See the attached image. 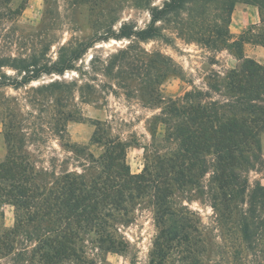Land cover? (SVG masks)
Instances as JSON below:
<instances>
[{"label":"trees","instance_id":"trees-1","mask_svg":"<svg viewBox=\"0 0 264 264\" xmlns=\"http://www.w3.org/2000/svg\"><path fill=\"white\" fill-rule=\"evenodd\" d=\"M212 0H164L161 6L149 9V21L138 27L121 22L116 32L108 37L116 40L147 41L161 38L170 43L157 23L168 14L202 13ZM258 7L260 21L257 25L231 39L230 17L235 3ZM195 6V7H194ZM194 7V8H193ZM222 15L216 22L213 35L205 33L202 24L189 27L185 24L178 31L194 35L198 43L206 46L222 44L235 56L237 66L218 78L209 77L208 87L220 98H212L207 91L200 100L186 90L175 99L161 95L163 55L148 53L141 47L131 52L132 45L118 49L113 54L121 59L116 66L125 76L149 75L134 84L120 82H96L84 71V54L97 39L80 41L75 47L61 46L56 59H43V52L33 48L31 53L20 55L14 62L0 60V88L19 89L39 80L42 76L64 75L75 72L76 82L57 79L37 87L41 90L66 91L68 98L87 104L99 105L107 94L127 98L135 97L144 106H161L174 117L169 127L175 147L162 154H154L141 172L132 173L126 161L128 141L113 135L109 126H99L95 119L84 116L75 103L67 102L63 112L53 111L46 128L38 127L31 135L25 127H19L23 117L5 111L3 135L7 155L0 161V258L10 256V264H64L89 262L88 249L103 253L120 252L127 240L118 232L120 225L129 220L136 204L145 199L152 207L156 223L164 228L175 229V235L185 242L193 241L197 229L190 217L175 207L177 192L188 187L198 188L201 162L206 158L205 170H211L207 184L210 205L220 218L238 217L242 240L247 249L264 242V185L249 184L248 172L264 168V151L261 137L264 134V64L246 56V43L264 46V0H219ZM188 38V36L186 37ZM97 58L91 53L87 67L95 71ZM108 62V59H105ZM11 67L14 75L1 71ZM104 66V75H108ZM179 66L175 72L179 74ZM86 81H83V77ZM219 77V75H218ZM72 87V89H70ZM64 88V90H63ZM4 104L13 99L4 91ZM67 98V99H68ZM12 99V100H11ZM58 97L55 105H59ZM159 116H155L157 119ZM91 122L95 124L92 142L103 147L94 156L85 145L69 140L67 124ZM166 125V122H163ZM104 125V124H103ZM55 136L63 149L71 154L67 158H81L80 171L65 168L60 174L48 172L46 167L31 159L25 146L32 141ZM77 160V159H76ZM65 161V160H64ZM4 204L14 208L11 227L3 224ZM188 212V210H185ZM225 216V217H224ZM91 244L93 247H88ZM94 248V249H92ZM189 253L196 249L191 248Z\"/></svg>","mask_w":264,"mask_h":264},{"label":"rangeland","instance_id":"rangeland-1","mask_svg":"<svg viewBox=\"0 0 264 264\" xmlns=\"http://www.w3.org/2000/svg\"><path fill=\"white\" fill-rule=\"evenodd\" d=\"M163 1L0 0V60L11 63L20 55L29 54L33 48H37L43 52V59L40 61L43 63L48 58L56 59L59 48L63 45L75 47L80 41L94 38L97 39L94 46L84 54L83 70L88 76H95L97 83L103 85L123 80L126 84H134L140 79L152 78L149 75L140 78L127 77L116 67L121 60L118 56L114 58L117 50L130 44L133 53L141 47L148 53L160 52L163 55L165 64L160 87L161 95L165 99L169 97L175 99L186 90H192L196 94L195 100L203 98L204 95L198 92L204 91L212 95L213 99L220 98L208 87L209 77L220 79L226 71L234 69L237 66L235 56L220 43L206 46L196 42L195 36L191 33H186L188 29L182 33L178 31L182 25L187 24L195 28L194 26L200 23L206 29V34L213 35L211 31L215 23L220 22L219 18L222 15L218 8L219 0L210 1L200 14L192 11L189 15H175V12L166 15L163 21L157 24L161 26L170 43L161 38L147 41L116 40L113 37L102 39L116 32L124 21L143 27L149 21V9L161 6ZM249 5L237 2L232 13L236 9L239 14V9ZM255 25L257 24H249L241 32ZM239 34L231 33V39L237 38ZM246 44L243 46L244 53L248 49ZM91 53H95L97 58L94 62L95 71L87 67ZM105 59H108V62ZM107 65H110L109 74L104 75V66ZM175 66L181 68L179 74L175 72ZM1 71L8 75L15 74L8 66L1 68ZM76 78L78 77L74 71L65 72L61 76L56 74L42 76L39 80L19 89L0 88V95L5 91L13 99L4 104L0 96V161L7 155V144L3 135L5 111L14 113L18 119L23 117L16 128L20 130L21 127H25L31 135L38 127L46 128L53 111L59 113L65 111L67 102L75 103L84 116L97 120L101 127L107 124L113 135L128 141L126 161L132 173L141 172L154 154H162L175 147V140L169 128L174 117L166 111L161 113V106H144L137 98H127L121 93L118 96L107 94L105 99L99 101L98 106H94L80 102L78 98L72 101L66 95V91L30 90L32 86L47 84L55 79L79 83L74 80ZM86 80L84 75L83 81ZM58 97L61 99L56 106ZM155 116L162 118V121ZM163 122H166L168 128ZM94 130L95 124L88 121H71L67 124L69 140L85 145L87 150L97 156L103 151V147L92 142ZM263 137L264 134L261 137L264 151ZM24 149L28 151L31 159L38 161L39 166L46 167L48 172H55V175L60 174L65 168L81 170L78 164L82 159L67 158L71 154L61 147L53 135L44 140L29 142ZM207 159L201 162L202 169L198 170L200 186L188 187L187 191L177 192L174 196L175 207L184 211L190 217L192 226L197 229L194 243L191 239L189 242L179 240L175 235V229L158 225L151 205L143 199L136 204L129 220L120 225L118 230L127 240L126 248L120 252L107 253L88 249L89 262L87 260L80 264H264V242L260 240L254 248L247 249L241 237L238 217L224 216L225 218L221 219L212 209L207 193L211 173L210 169L205 170ZM247 176L250 185L254 182L264 185V168L251 169ZM1 209L4 213L3 224L11 227L14 222L13 206L4 204ZM88 247L93 246L88 244ZM191 248L196 249V254L188 252ZM10 263V256L0 258V264Z\"/></svg>","mask_w":264,"mask_h":264},{"label":"crops","instance_id":"crops-1","mask_svg":"<svg viewBox=\"0 0 264 264\" xmlns=\"http://www.w3.org/2000/svg\"><path fill=\"white\" fill-rule=\"evenodd\" d=\"M237 14L236 9L231 15L229 30L233 34L241 33L242 29L249 24H258L260 21L258 8L254 5L245 6ZM248 49L245 51L246 56L254 58L258 62L264 64V46L247 43ZM264 146V137H263Z\"/></svg>","mask_w":264,"mask_h":264}]
</instances>
